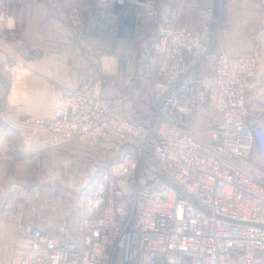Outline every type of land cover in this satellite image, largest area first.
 Masks as SVG:
<instances>
[{"label":"built area","instance_id":"built-area-1","mask_svg":"<svg viewBox=\"0 0 264 264\" xmlns=\"http://www.w3.org/2000/svg\"><path fill=\"white\" fill-rule=\"evenodd\" d=\"M159 2L91 0L89 17L130 36L155 24ZM196 15L200 34L162 32L138 68L136 80L155 63L145 118L104 93L95 59L52 115L23 117L41 147L101 145L105 158L73 213L49 227L18 221L28 246L15 264H264V78L255 55L214 47L212 7Z\"/></svg>","mask_w":264,"mask_h":264},{"label":"crops","instance_id":"crops-1","mask_svg":"<svg viewBox=\"0 0 264 264\" xmlns=\"http://www.w3.org/2000/svg\"><path fill=\"white\" fill-rule=\"evenodd\" d=\"M90 4L91 0H0V14L15 24L2 33L0 106L15 109L20 114L30 110L35 114L41 107L52 109L58 104L63 87L78 85L95 54L100 55L102 72L116 76L118 57L107 52L108 45H122L125 53L135 56L129 48L135 44L133 37L112 33L104 24L90 19ZM204 5L213 9L210 30L221 21L219 51L233 56L255 55L261 83L264 78V0H163L148 36L158 37L172 30L196 32L199 29L196 10ZM73 10H78V20L71 18ZM9 56L28 62V69L9 67ZM131 72L126 71L127 76ZM125 81L126 86L117 87L112 94L124 89L131 98L137 95L136 78ZM108 92V87H104V93ZM259 93L264 100V85L260 84ZM133 101L137 102L136 96ZM133 104L127 102L126 108L129 111L139 108L131 110ZM20 118H15L16 125L21 123ZM41 142L42 139L29 131L0 121V264H15L27 250L26 239V244L16 241L15 223L23 209V212L30 210L31 223L42 226L33 219L39 192L46 190L58 201L48 202L55 204L52 209L57 216L60 212L56 204H65L63 216L73 213L77 208L73 195L86 180L96 176L98 164L105 158L101 145L84 151L70 145L43 148Z\"/></svg>","mask_w":264,"mask_h":264},{"label":"rangeland","instance_id":"rangeland-1","mask_svg":"<svg viewBox=\"0 0 264 264\" xmlns=\"http://www.w3.org/2000/svg\"><path fill=\"white\" fill-rule=\"evenodd\" d=\"M161 2L163 3V0H160L159 3H161ZM206 6L207 5H204L202 7H206ZM168 9H171V8L168 7ZM169 14L172 15L170 12H169ZM170 15H168V16H170ZM196 17H197V15H196ZM71 18H72V13H71ZM78 18H79V13H78ZM196 21H197V26L199 29H197L195 31H196V33L200 34L202 32V28L200 26V20L198 19V17H197ZM9 22H12V24L9 25V28L14 27V25H15L14 22L10 21V20H9ZM220 23H221V21H219L216 24H218V26H219ZM100 24L102 25L103 23L100 22ZM145 25L146 26L142 27L141 32H137V33L134 32V34L133 33L127 34V35H131V37H133V43H135L134 44L135 46L130 45L129 48L135 52V56L131 57L132 53L131 54H129V52L125 53L124 52L125 49L123 50L122 45H119V46L118 45L117 46L116 45H113V46L108 45V47H106L107 48L106 50L110 55H112V56L114 55V56L118 57L117 63H116V65L118 67L117 74H119V73L125 74L126 71H129V72L132 71L131 76H132V78L133 77L135 78L136 74L138 72V68L141 69V66L145 62L149 61L150 56H153L152 46H153V43L155 41H157L158 38L155 36H148L147 32L151 28V25L147 21H146ZM218 26L216 27V25H215L214 29L210 30V34H212V36L210 35L211 36L210 40L212 39V37L215 34V36H217V40L214 44V47L217 50H220L221 34L218 33V30H220ZM190 32H192V31H190ZM220 33H221V31H220ZM109 34H111V33H109ZM117 34L123 35V32H118ZM2 37H3V35H2ZM2 54H3V50H2ZM99 56H100L99 54H95V60H96L98 67H99V61H98ZM7 63H9V67L12 65L18 66L19 70H21V71L22 70L25 71L26 69H28V62L18 61L14 57L9 56ZM126 65L128 66L127 70L125 69ZM152 65H153V68H150L147 71V73L145 75H143L144 78L137 80L136 90H138V92H137L138 94L135 95L137 102L133 101V97H135V96H133L131 98L132 95L125 94L124 89H121L122 92H120L118 89L119 95L118 94H112L113 91H115L117 89V87L121 88V86L118 84L119 79L117 77V74L114 77H112V76L111 77L110 76L105 77L106 82H104V87H108L109 96L111 97V99L120 108L123 107V104L125 102H126L125 105L127 104V102H131L132 104H133V102H135L136 104L131 105V110H133L135 107L136 108L139 107V108L136 109L135 111H131L130 114L132 115L134 113L135 114V115L133 114L134 117L138 118L139 120L141 118H145V113H147V110H149V107H150V103H149V89L151 87L150 81H152V79L156 76L155 75L156 69L154 68L155 63H153V61H152ZM100 71H103V70L100 69ZM146 75L148 78L146 77ZM139 103H141L140 106H139ZM59 105H60V99H59L58 104L54 105V107H52V109L43 110V107H41L40 110H38L35 114L32 112V110H30V112L23 111V113L20 114L17 111H15V109H9L5 106H0V121L1 122L7 121L9 124L14 125L16 127H19L20 129L22 128L23 131L27 132V129L23 128V125L21 124L22 123L21 120L23 119V117H25V116H29V117H37L38 116L39 117V116L52 115L54 109L56 107H58ZM17 117H21L20 121H19V123L20 122L21 123L19 125L17 124L18 126L15 124L17 121H14L15 118H17ZM49 193L50 192H48L46 190L39 192L40 196H39V199L37 200L38 202H36L37 206H35L36 214H35V218H33V219H35L34 221H36L38 224H40L42 226H46V227L52 226L57 221V219H60L61 217H63V213L65 211L62 208V207H65V204H63V205L62 204L61 205L56 204L55 207L60 212L59 215L57 216V213L54 212L52 209V205H55V204H51V202L48 203L49 201H52L55 199L53 196L49 195ZM54 201H56V200H54ZM56 202H58V201H56ZM66 205H67V203H66ZM23 211H24V209L21 211V215L18 217L15 224H17L18 221H21V220L31 222L29 220L32 218V216L30 215V210H28L27 212H23ZM53 212H54V214H53ZM15 230H16V241L17 242L19 241L20 243L26 244L25 239L19 237V235L17 233L16 226H15ZM17 257H18V255H17Z\"/></svg>","mask_w":264,"mask_h":264},{"label":"water","instance_id":"water-1","mask_svg":"<svg viewBox=\"0 0 264 264\" xmlns=\"http://www.w3.org/2000/svg\"><path fill=\"white\" fill-rule=\"evenodd\" d=\"M133 33V32H132ZM131 36V35H130ZM27 131H29L28 129H27ZM30 132V131H29Z\"/></svg>","mask_w":264,"mask_h":264}]
</instances>
